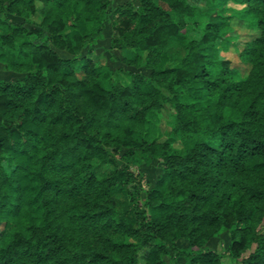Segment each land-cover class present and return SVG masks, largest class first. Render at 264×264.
<instances>
[{
    "label": "trees",
    "instance_id": "trees-1",
    "mask_svg": "<svg viewBox=\"0 0 264 264\" xmlns=\"http://www.w3.org/2000/svg\"><path fill=\"white\" fill-rule=\"evenodd\" d=\"M134 1L0 0V62L19 75L0 79L2 264H167L170 253V264H220L207 244L222 233L234 264H264V0H197L230 12L253 6L240 15L203 13L190 0ZM196 14L201 34L189 38ZM233 19L258 30L238 51L243 76L217 44ZM106 23L110 49L138 71L98 58L93 45ZM141 37L157 65L143 68L148 75ZM170 41L181 56L168 53ZM121 72L133 82L111 84ZM200 95L210 99L205 107ZM164 105L178 138H144L147 116ZM188 138L195 148L181 157ZM145 153V165L161 164L153 186L132 168ZM94 161L112 165L109 173L97 176ZM116 188L130 204L120 217ZM82 240L94 246L80 251Z\"/></svg>",
    "mask_w": 264,
    "mask_h": 264
},
{
    "label": "rangeland",
    "instance_id": "rangeland-1",
    "mask_svg": "<svg viewBox=\"0 0 264 264\" xmlns=\"http://www.w3.org/2000/svg\"><path fill=\"white\" fill-rule=\"evenodd\" d=\"M127 0H112L113 6L117 5L118 3L124 2ZM134 4H137V1L133 0ZM190 4L194 5L203 13L209 12H218L221 14H229V10H221V8L211 2L207 1H197V0H190ZM230 6H234L230 4ZM237 6V5H236ZM235 7V6H234ZM9 17L14 21H22L20 18L15 17L14 15H9ZM70 18H72L70 16ZM204 18L201 14H196L192 18L188 19V37L189 38H198L201 34V28L203 24ZM231 28L233 32L224 31L222 34V38L217 42L219 48V55L230 62V67L233 72L239 75H245L248 71V66L243 64L239 57L238 51L242 47V44L245 40H249L252 38L256 31H253L249 27L246 26L244 21H240L238 19H233L231 21ZM66 32H72V28H68ZM112 37V31L110 27V23H106L103 37L100 40H97L94 43L95 53L98 58L106 64L109 68H118L121 67L125 70H134L138 71L139 69H135L133 67L126 66L122 63V59L125 58L124 53H120L116 50L110 49V39ZM168 53L173 57L176 58L183 54V49L175 42L170 41L168 48ZM140 71L148 75L149 71L146 69H140ZM19 75L14 73L13 71L9 70L4 63L0 62V79L4 80H13L18 78ZM106 85V82H104ZM184 101H191V99L184 96ZM210 102V99L207 98L205 95H200L196 100V104L199 107H205ZM225 113H229L227 110ZM147 134L144 136L146 137H157V136H170L172 135L174 138H178L177 134L174 133V126L172 122V118L170 115V109L167 105H164V108L158 113H151L147 116ZM139 138V137H138ZM147 139V138H146ZM133 170L140 173L147 182L153 186L161 173V164L153 159L150 165H145L143 162H138L137 165H134ZM111 168L105 167V165H98L95 163V173L97 176H106ZM114 198L117 202V214L116 217H120L126 210L129 208V202L125 195L123 194L120 188H116L112 192ZM144 198V195H142ZM119 240H121L119 238ZM223 241V248L225 253H229V246L230 242L228 240V236L226 233H222L216 238L210 240L207 246L213 249L217 254L221 255L219 252L220 242ZM179 246H186L184 242H179ZM174 254L170 253L168 256L165 257V261L167 264L171 263ZM177 261L180 264H185V260L178 258Z\"/></svg>",
    "mask_w": 264,
    "mask_h": 264
},
{
    "label": "clouds",
    "instance_id": "clouds-1",
    "mask_svg": "<svg viewBox=\"0 0 264 264\" xmlns=\"http://www.w3.org/2000/svg\"><path fill=\"white\" fill-rule=\"evenodd\" d=\"M252 5L248 4V3H242L238 6L234 7V11L230 12L229 14H235V15H240L241 12H245V14L247 13V10H252ZM258 11L261 13L262 16H264V6H261ZM101 19H103V15L101 14ZM253 31H258L257 29L253 28ZM145 35H148L147 33H145ZM141 40V47H138L136 49V51L139 52L140 54V60H139V66L142 68H150V67H157L155 61H148L145 59L144 54L149 50L147 47H143L142 46V40L143 38H139ZM95 42V41H93ZM98 68L103 69L105 72H107V69L104 68L103 64H100L98 66ZM111 75V74H110ZM120 81V83L122 85H128L131 84L133 82V78L128 76L125 73H117L115 75L111 76V84H116L117 81ZM153 84H155V81H152ZM155 87L160 88L163 91V85L162 84H155ZM148 91H151V89H148ZM167 95L171 96L172 93H166ZM74 107V106H73ZM236 118V117H233ZM199 131V130H198ZM232 135V133H230V136ZM147 139H152L153 137H146ZM194 139L196 140H203L206 139V137L204 135H197L194 137ZM210 143H212L213 141L209 140ZM238 142V141H237ZM195 148V145L193 143V138H188V148L187 149H181L180 151V156L183 157L185 155L188 154L189 151L193 150ZM166 150H158L156 152H153L152 155L157 157L158 160H160V163L163 164V158H162V154L163 152ZM173 151H176L175 149H173ZM95 163H98L99 161H94ZM126 161L124 160H118L117 164H122L125 163ZM144 163L148 162V154L145 153L144 154V160L142 161ZM105 167L111 168L112 165L108 164L105 165ZM93 236L95 237V243H104L106 246V241L102 240V236L100 234L97 233H93ZM236 239H239V237H236ZM89 246H94V244L92 242H87V241H83L81 243V246H78V250L83 251L85 247H89ZM219 252L221 254V261L220 264H234V257H231V253H225L224 252V248H223V241L220 242V247H219ZM66 255L71 258L72 257V253L67 251L66 249ZM231 257V258H230ZM0 264H2V262H0ZM83 264H87V261H83Z\"/></svg>",
    "mask_w": 264,
    "mask_h": 264
}]
</instances>
